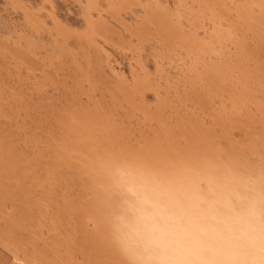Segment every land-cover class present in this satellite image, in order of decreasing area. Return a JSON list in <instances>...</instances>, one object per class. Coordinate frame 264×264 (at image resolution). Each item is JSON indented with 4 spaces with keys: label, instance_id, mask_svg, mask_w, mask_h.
<instances>
[{
    "label": "bare ground",
    "instance_id": "1",
    "mask_svg": "<svg viewBox=\"0 0 264 264\" xmlns=\"http://www.w3.org/2000/svg\"><path fill=\"white\" fill-rule=\"evenodd\" d=\"M0 2V264H147L130 182L264 206V0Z\"/></svg>",
    "mask_w": 264,
    "mask_h": 264
},
{
    "label": "clouds",
    "instance_id": "2",
    "mask_svg": "<svg viewBox=\"0 0 264 264\" xmlns=\"http://www.w3.org/2000/svg\"><path fill=\"white\" fill-rule=\"evenodd\" d=\"M135 202L132 243L147 264H264V206L256 199L237 206L232 199L198 214L178 212L142 185L130 182Z\"/></svg>",
    "mask_w": 264,
    "mask_h": 264
},
{
    "label": "rangeland",
    "instance_id": "3",
    "mask_svg": "<svg viewBox=\"0 0 264 264\" xmlns=\"http://www.w3.org/2000/svg\"><path fill=\"white\" fill-rule=\"evenodd\" d=\"M5 5L2 3V2H0V9H2V10H0V13L1 14H6V13H9V12H5V10H6V8L4 7ZM3 7L5 8L4 9V11H3ZM73 16V18H75L76 19V17L74 16V15H72ZM11 17V18H10ZM9 18H10V20H8V19H6L7 21V26H11L12 27V25H13V21L14 20H16V21H18V18L16 17V16H10ZM17 18V19H16ZM13 20V21H12ZM9 21V22H8ZM15 21V22H16ZM12 22V23H11ZM9 26V27H10ZM1 30V33L2 34H6V32L8 31L7 29H3L4 31H2V29H0ZM7 30V31H6ZM124 62V63H122V62ZM119 63H121V66L122 65H125V66H122V68H123V70L125 71V73L126 74H128V67H127V62H126V60L125 59H120L119 60ZM50 76L51 77H53V74H52V72L50 73ZM62 78H65V77H62V76H60L59 77V79H62ZM60 89V88H59ZM63 94V92H62V90L60 89L59 91H54V90H51V89H46L45 90V92H43V94H44V96H43V94H42V96L44 97V98H46V99H48V100H53L54 102H57V99H59V100H61V98H62V94ZM50 95H51V97H50ZM52 97H54V98H52ZM57 98V99H56ZM98 98H99V94H98ZM152 99V96L150 95V94H148V96H147V100L150 102L151 101V99ZM100 99H106V96H105V94L103 95L102 94V96L100 97ZM150 99V100H149ZM59 100H58V102H59ZM180 100H182V97H180ZM176 105L178 106L179 104H178V102H176ZM216 106H218L217 104H216ZM178 110H180V112H183L182 110H181V108L178 106Z\"/></svg>",
    "mask_w": 264,
    "mask_h": 264
}]
</instances>
